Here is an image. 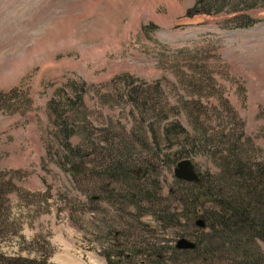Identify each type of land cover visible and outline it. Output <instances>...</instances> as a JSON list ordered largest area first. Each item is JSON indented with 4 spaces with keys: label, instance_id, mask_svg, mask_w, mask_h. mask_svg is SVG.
<instances>
[{
    "label": "rangeland",
    "instance_id": "rangeland-1",
    "mask_svg": "<svg viewBox=\"0 0 264 264\" xmlns=\"http://www.w3.org/2000/svg\"><path fill=\"white\" fill-rule=\"evenodd\" d=\"M183 160L204 192L264 164V0H0V254L264 264L262 240L248 263L210 234L241 196L200 189L190 206Z\"/></svg>",
    "mask_w": 264,
    "mask_h": 264
},
{
    "label": "trees",
    "instance_id": "trees-1",
    "mask_svg": "<svg viewBox=\"0 0 264 264\" xmlns=\"http://www.w3.org/2000/svg\"><path fill=\"white\" fill-rule=\"evenodd\" d=\"M179 130H181L179 128ZM165 134L168 136L169 131L165 130ZM63 138L64 142L62 144L63 148L66 150L64 154V159L66 162H70L69 160L77 156V149H73L67 146L66 141L69 138V132L67 129L63 128ZM119 157H123V160H119L116 162L117 167L120 165H127L131 159V157L127 153L124 155H119ZM237 165V164H236ZM235 165V166H236ZM248 168L240 169L235 171L237 176V184L232 185L224 182L223 187H229L231 190H227L229 193H235L236 196H241V204L238 200H236V206H228L226 203L222 204L221 214L218 216L217 225L208 224L210 234L221 235L219 242L225 244H229L232 249L236 252H239L244 257L248 258V254L251 250L250 248L254 247L252 237L255 239H260L264 242V164L257 167L253 176H248ZM247 171V172H246ZM253 173V172H252ZM72 177H76V173L71 171ZM182 182V181H179ZM186 183V182H185ZM205 182L201 179L200 184H194L192 187H185L189 192L187 193V197L191 200L190 206L193 205L197 197L201 194L200 189H202L203 196L205 195H215L222 193V188L220 185L211 183L207 185L209 187V191L204 192V184ZM205 194V195H204ZM188 208V207H187ZM220 226L222 230L219 232L216 231V227ZM223 235V236H222ZM225 235L228 236L227 239H222ZM218 242V243H219ZM216 243L208 244L207 248L214 247ZM198 249L199 245H196ZM257 247V246H256ZM242 248H246V250H242ZM196 250H193L196 251ZM259 250V249H258ZM251 256L248 258L247 262L250 263ZM46 264L45 262H41L38 259H28V258H11L7 257L3 254H0V264Z\"/></svg>",
    "mask_w": 264,
    "mask_h": 264
},
{
    "label": "water",
    "instance_id": "water-1",
    "mask_svg": "<svg viewBox=\"0 0 264 264\" xmlns=\"http://www.w3.org/2000/svg\"><path fill=\"white\" fill-rule=\"evenodd\" d=\"M202 21H203L202 18H194L191 21L185 20V21L178 22L176 26L177 27L195 26V25H199L200 23H202ZM174 177L177 180L186 182V183H194V184L201 183V178L199 174L196 172L195 166L189 160H183L176 165L174 169ZM195 224L199 229L205 228V223L202 220H197ZM195 248H196V243L191 242L185 238L179 239L175 245V249L183 250V251H193L195 250Z\"/></svg>",
    "mask_w": 264,
    "mask_h": 264
},
{
    "label": "crops",
    "instance_id": "crops-1",
    "mask_svg": "<svg viewBox=\"0 0 264 264\" xmlns=\"http://www.w3.org/2000/svg\"><path fill=\"white\" fill-rule=\"evenodd\" d=\"M24 166L23 162H21V160L19 159H15V157L11 158V163L9 164V166H7L8 168L5 169H10V168H17L20 169Z\"/></svg>",
    "mask_w": 264,
    "mask_h": 264
},
{
    "label": "bare ground",
    "instance_id": "bare-ground-1",
    "mask_svg": "<svg viewBox=\"0 0 264 264\" xmlns=\"http://www.w3.org/2000/svg\"><path fill=\"white\" fill-rule=\"evenodd\" d=\"M97 4V3H96Z\"/></svg>",
    "mask_w": 264,
    "mask_h": 264
}]
</instances>
